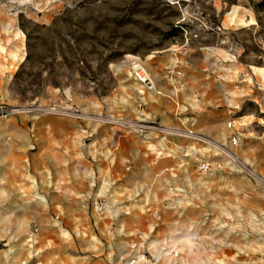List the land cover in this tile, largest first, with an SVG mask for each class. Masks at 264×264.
I'll list each match as a JSON object with an SVG mask.
<instances>
[{
    "label": "crops",
    "instance_id": "crops-1",
    "mask_svg": "<svg viewBox=\"0 0 264 264\" xmlns=\"http://www.w3.org/2000/svg\"><path fill=\"white\" fill-rule=\"evenodd\" d=\"M16 30L0 9V102L7 104L16 102L10 79L23 55ZM184 52L141 61L151 89L128 67L101 107L92 91L73 92L81 111H113L145 125L141 131L53 114L0 118V205L13 206L9 218L23 226L39 222L43 264H124L144 245L163 253L156 264H264V193L240 175L199 171L201 161L216 158L209 145L147 126L227 138L226 95L212 89L210 70ZM240 143L264 170V135ZM97 198L110 206L106 217L115 228L99 229L94 218L95 228L87 224L84 206ZM44 205L57 206V224L32 208ZM19 206L30 207L22 213Z\"/></svg>",
    "mask_w": 264,
    "mask_h": 264
},
{
    "label": "rangeland",
    "instance_id": "rangeland-1",
    "mask_svg": "<svg viewBox=\"0 0 264 264\" xmlns=\"http://www.w3.org/2000/svg\"><path fill=\"white\" fill-rule=\"evenodd\" d=\"M0 9L14 20L23 41L21 61L10 79L16 102L0 103L72 107L80 118L102 123L106 117L127 119L113 111H81L72 103L73 92L92 91L101 107L116 77L128 70L132 60H137L147 74L142 62L149 63V54L185 51L194 63L210 70L212 89L226 95V105L232 108L225 121L228 135L218 141L193 129L166 128L191 130L208 139L194 138L209 145L216 158L208 162L221 163V167L203 173L225 170L240 175L264 193L254 180L234 170L214 146L227 144L230 134L238 133L233 147L236 156L264 174L253 159L243 154L247 148L240 146V141L248 142L249 135H264V0H0ZM14 115L25 114L9 116ZM228 121L232 127H227ZM96 200L102 204L100 209L95 203L84 206L87 224L95 228L94 218L99 229L115 228L106 217L110 206ZM10 207L0 205V264H43L38 253L42 245L37 232L39 222L21 225L20 219L9 218ZM29 207L18 208L23 213ZM33 207L57 224V206ZM12 224L15 226L11 229ZM161 254L149 252L144 245L140 250H131L124 264L130 257L135 258V264H156Z\"/></svg>",
    "mask_w": 264,
    "mask_h": 264
},
{
    "label": "built area",
    "instance_id": "built-area-1",
    "mask_svg": "<svg viewBox=\"0 0 264 264\" xmlns=\"http://www.w3.org/2000/svg\"><path fill=\"white\" fill-rule=\"evenodd\" d=\"M129 74L130 76L138 82L140 85L145 87L146 89L152 88V83L150 79L148 78L147 74L144 72L143 68L141 67L140 63L137 60H132L129 63ZM17 113H23L25 115H28L30 119H34L38 117L41 114L50 113L60 116H72L80 118V113L72 107H59L57 105H45L40 103H34L30 102L29 104L18 106V105H12V106H6L2 103H0V117H7L9 115L17 114ZM92 119V118H90ZM95 120V119H94ZM99 120V119H96ZM105 123L114 125L118 128L125 129V130H136L141 131L145 125H142L141 123H137L134 121H130L128 119L123 118H117V117H106L103 119ZM150 128H153L157 132L163 133V134H183L187 135L193 138H196L201 141L208 142V139L204 138L201 135H197L193 133L191 130H180L176 128H166L162 127L157 124H150L147 125ZM227 127H232V122H227ZM239 139V134L236 132H232L229 136V140L227 144L223 143H214V146L223 152V158L230 163L234 170H236L239 173H242L246 177L254 180L256 184H258L263 190H264V174L258 173L255 169L250 167L248 164L241 161L233 151V147L237 145ZM221 163H217L216 165H211L208 161H201L198 164V170L201 172H210L214 169L220 168ZM101 202L99 200H96L95 206L97 209L101 208ZM127 264H135V258L130 257L127 261Z\"/></svg>",
    "mask_w": 264,
    "mask_h": 264
}]
</instances>
